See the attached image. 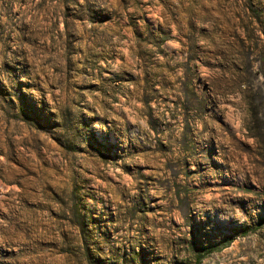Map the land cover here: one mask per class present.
I'll list each match as a JSON object with an SVG mask.
<instances>
[{
  "label": "rangeland",
  "instance_id": "1",
  "mask_svg": "<svg viewBox=\"0 0 264 264\" xmlns=\"http://www.w3.org/2000/svg\"><path fill=\"white\" fill-rule=\"evenodd\" d=\"M0 264H264V0H0Z\"/></svg>",
  "mask_w": 264,
  "mask_h": 264
},
{
  "label": "trees",
  "instance_id": "2",
  "mask_svg": "<svg viewBox=\"0 0 264 264\" xmlns=\"http://www.w3.org/2000/svg\"><path fill=\"white\" fill-rule=\"evenodd\" d=\"M201 258L198 260V262H200Z\"/></svg>",
  "mask_w": 264,
  "mask_h": 264
}]
</instances>
